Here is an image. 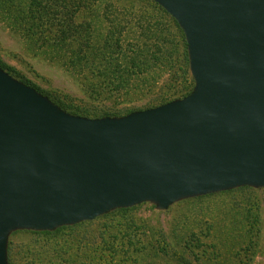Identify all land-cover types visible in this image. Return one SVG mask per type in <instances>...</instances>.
Listing matches in <instances>:
<instances>
[{
	"label": "water",
	"instance_id": "obj_1",
	"mask_svg": "<svg viewBox=\"0 0 264 264\" xmlns=\"http://www.w3.org/2000/svg\"><path fill=\"white\" fill-rule=\"evenodd\" d=\"M153 1L186 40L194 86L182 98L89 118L0 68V264L17 229L264 187V0Z\"/></svg>",
	"mask_w": 264,
	"mask_h": 264
},
{
	"label": "rangeland",
	"instance_id": "obj_2",
	"mask_svg": "<svg viewBox=\"0 0 264 264\" xmlns=\"http://www.w3.org/2000/svg\"><path fill=\"white\" fill-rule=\"evenodd\" d=\"M4 1L6 3L2 5ZM94 1L89 0L88 5L83 3L84 5H81L84 9L81 7L79 12L68 14L72 15L76 25L82 26L89 33L111 35L110 45L120 39L119 48H110V45H105L104 40L96 43V55L105 56L110 63L118 61L123 66V60L134 55V44L141 42L142 28L139 23L147 17L150 18L147 19L148 25L155 32L160 33L161 30L173 27L167 17H162L154 11L146 15L140 5L121 7L112 3L106 6L100 3V0L98 5H95ZM27 2L28 0H0V57L17 75L36 83L51 96L59 98L69 111L89 118L103 117L100 115L104 113L112 117L123 116L132 111L181 98L192 90L193 77L189 68L185 70L181 67L176 58L177 51H172L168 44L166 50L160 47L159 50L155 42L149 40L146 45L150 44L151 47L148 45V48L138 43L140 54H137L132 71H128L129 68L122 70L121 76L126 80V83H122V88L115 86L118 82L110 73L113 70L108 73L96 71L102 76L93 83V90L102 93L98 98L90 97L86 76L90 75L88 72H91V68L84 63L71 62L75 52L71 51L72 44L64 47L68 53L58 60L47 52V49L33 46L17 30V23L8 11L13 13L19 4ZM54 3L63 11L61 16H57V19L62 21L67 18L65 4H77L76 0H55ZM52 37H57L55 31ZM144 38L142 37V40ZM70 40L71 38L66 42ZM79 55L87 56V51ZM92 69L94 72V68ZM118 89L123 90L117 92ZM251 209L256 214L252 230L247 222L249 214L246 216ZM135 220L138 224L144 223L146 232L153 235L156 241L159 240L160 233H166L170 237L169 242L179 250H183L185 245L180 238H192L193 242L189 247L192 253L189 256L198 264H264V187L222 191L191 200L183 198L166 209L157 207L153 202H142L135 210ZM103 222L98 219L94 223H87L75 232L65 233L54 241L25 232L13 235L10 240L14 261L16 264H38L36 253H40V263L51 264L50 261L54 260L49 247L65 250L69 244L72 246L69 251L72 255H97L95 249L105 247L99 238L98 230L105 229L106 223H111L114 227L124 224L123 220L118 219L104 224ZM120 241V237L114 241L118 258L124 257L126 250L116 243ZM84 249L86 252L82 253ZM107 250L104 249L105 252ZM54 254L59 255L60 252L56 251ZM84 262L90 264L88 261ZM127 264H133L132 260H127Z\"/></svg>",
	"mask_w": 264,
	"mask_h": 264
},
{
	"label": "trees",
	"instance_id": "obj_3",
	"mask_svg": "<svg viewBox=\"0 0 264 264\" xmlns=\"http://www.w3.org/2000/svg\"><path fill=\"white\" fill-rule=\"evenodd\" d=\"M54 1L55 0H28L26 4H19V7L17 9L15 8L13 13H11V11L9 10L8 14L12 15L11 17L13 18L15 23H17V30H19L23 34L22 36L25 40L33 44V46L35 45V47L37 46L38 48L47 49V52H50L58 60L63 59L65 57L64 54L68 53L65 52L64 47L72 44L73 49L71 51L75 52L72 54L74 58H71V62L78 64L84 63V65H87L91 68V72H88V74L90 75L86 76V83L90 87L88 93L90 97L94 96L95 98H98L102 93L98 90H93V83L97 81L100 76H102L101 73L97 74L96 71H105L106 73H108L110 70H113V72L110 73L114 76L116 82H118L115 84V86L121 88L123 87L122 83H126V80L123 79V76H121L123 75V73L121 72L122 70H126L127 68H129L128 71H132V69L134 68L137 54H140L138 43H140V45L144 46L145 48H148V45L149 47H151V45H146V42L152 40L153 42H155L157 49H159L160 47L164 50H166V44H168L172 48V51H177L175 52L176 58L180 62L181 67H184L185 70L189 68L187 44L182 29L168 12L153 0H100V3H104V5L106 6H109L112 3H115L121 7L140 5L141 9L145 10L144 12L146 15H149L151 11L157 12L161 14L162 17H167L170 20V26L171 24L173 26L172 28L161 30V32L159 33L152 30V28L148 25L147 19H150L149 17H147L146 20L140 22L139 25L140 28H142V35L140 36L141 42L134 44V46H136L134 55L123 60L122 63L124 67L118 61L110 63L107 61V58L105 56L101 55L100 57H98L96 55V43L100 40H104L105 45L109 46L111 35L108 36V33L100 35L98 33L93 34V32L89 33L82 26L76 25L72 20V15L68 14V12H79L81 10V7L82 9H84L82 5H88L89 0H87L86 2L83 0H76V5L65 4L64 9H66L67 11V18L65 21L57 19V16H61L63 11L57 8L58 4L54 3ZM98 2L99 0H95L93 3L95 5H98ZM5 3L6 1H4L2 5H5ZM68 18L70 20L69 22ZM53 30L57 33V37L55 39L52 37L54 35ZM84 31L86 32V34ZM142 37H145L144 40H142ZM69 38H71V40L66 42ZM119 40L120 39L113 41L110 45V48L113 46L119 48ZM85 50L87 51L88 57H80L79 54H81ZM0 68L9 73L15 79L34 88L38 93L47 97L52 103L57 105L62 110L70 114L79 115L69 111L67 109V106L59 98L51 96L36 83H33L30 80L17 75V72H15L14 69L10 65H8L1 57ZM92 68H94V72ZM120 90L123 89H118L116 91L119 92ZM191 91H189V93ZM189 93H187L186 95H188ZM108 115V113H104L100 116L106 117ZM250 187L253 186L244 185L223 190V192ZM220 192L222 191H219V193ZM209 194L197 195L186 199L191 200L192 198H201ZM137 206L138 204L128 207L115 208L113 210H110L109 212L97 216L92 220H84L74 224L61 225L52 230H14L8 236L7 262L8 264H16L13 258L10 238L20 232L29 233L41 237L44 240L54 241L59 239L65 233H73L85 224L90 222L94 223L98 219L103 220V224L106 222H112L113 219H118L123 220V226L114 227L111 225V223H106L105 229L98 230L99 238L100 240H102V242H104L105 245V247H102L100 250L95 249L98 256L95 253H92L91 255H89V257H83L80 254L72 255L69 252L71 250L70 247H72L70 244L66 247L65 250L63 248L59 250L58 248H54V246H51L49 247V252L53 253L52 259L54 260L53 262L51 258H49L51 260L50 262H52L51 264H84V261H88L90 264H93L94 262L96 264H114V262H124V264H127V260L129 259L132 260L133 264H198L191 260L189 256L192 253L189 250L190 244L191 242H193L192 238H190L189 240L180 238V240L185 244L183 250L176 249V247L169 242L170 237H168L166 233H160L159 240L156 241V238L153 235H149L146 232L147 228L145 224H138L135 220V210L137 209ZM247 215V222L250 230H252L256 222L255 211L251 209L246 214V216ZM114 232L115 234H113ZM118 237L121 238V241L116 243L126 249L124 250V257L120 258L116 257L117 245L114 243V241H116ZM86 245H88V243H86ZM104 249L108 250L105 252ZM56 251H59L60 254H54ZM85 252L86 249H84L82 253ZM36 255H38L36 258H39L38 264H41L40 253H36Z\"/></svg>",
	"mask_w": 264,
	"mask_h": 264
}]
</instances>
